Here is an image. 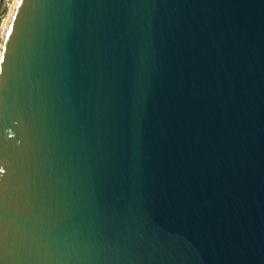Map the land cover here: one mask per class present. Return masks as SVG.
I'll return each instance as SVG.
<instances>
[{
	"label": "water",
	"instance_id": "water-1",
	"mask_svg": "<svg viewBox=\"0 0 264 264\" xmlns=\"http://www.w3.org/2000/svg\"><path fill=\"white\" fill-rule=\"evenodd\" d=\"M0 264H264V0H17Z\"/></svg>",
	"mask_w": 264,
	"mask_h": 264
},
{
	"label": "rangeland",
	"instance_id": "rangeland-1",
	"mask_svg": "<svg viewBox=\"0 0 264 264\" xmlns=\"http://www.w3.org/2000/svg\"><path fill=\"white\" fill-rule=\"evenodd\" d=\"M13 2L14 0H0V31L10 13Z\"/></svg>",
	"mask_w": 264,
	"mask_h": 264
},
{
	"label": "bare ground",
	"instance_id": "bare-ground-1",
	"mask_svg": "<svg viewBox=\"0 0 264 264\" xmlns=\"http://www.w3.org/2000/svg\"><path fill=\"white\" fill-rule=\"evenodd\" d=\"M16 2H17V0H14L13 5L11 6V10L9 11L10 13H9L7 19L5 20L3 27H1V31H0V53H1L2 45H3V39L5 37V33H6L7 28H8V25H9L10 17L12 15V12H13V9L15 7Z\"/></svg>",
	"mask_w": 264,
	"mask_h": 264
},
{
	"label": "snow or ice",
	"instance_id": "snow-or-ice-1",
	"mask_svg": "<svg viewBox=\"0 0 264 264\" xmlns=\"http://www.w3.org/2000/svg\"><path fill=\"white\" fill-rule=\"evenodd\" d=\"M23 0H20V5L22 6Z\"/></svg>",
	"mask_w": 264,
	"mask_h": 264
}]
</instances>
